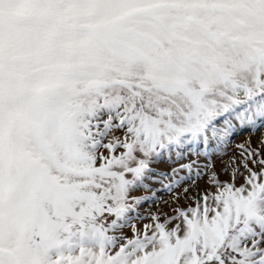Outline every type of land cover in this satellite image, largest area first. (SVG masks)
Masks as SVG:
<instances>
[{"label":"snow or ice","instance_id":"snow-or-ice-1","mask_svg":"<svg viewBox=\"0 0 264 264\" xmlns=\"http://www.w3.org/2000/svg\"><path fill=\"white\" fill-rule=\"evenodd\" d=\"M0 264H264V0H0Z\"/></svg>","mask_w":264,"mask_h":264}]
</instances>
